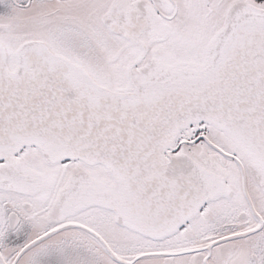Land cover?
Returning <instances> with one entry per match:
<instances>
[{"label": "snow or ice", "instance_id": "snow-or-ice-1", "mask_svg": "<svg viewBox=\"0 0 264 264\" xmlns=\"http://www.w3.org/2000/svg\"><path fill=\"white\" fill-rule=\"evenodd\" d=\"M0 264H264V0H0Z\"/></svg>", "mask_w": 264, "mask_h": 264}]
</instances>
